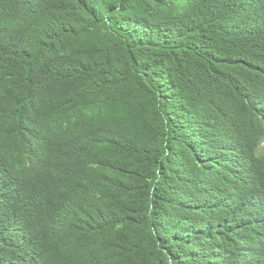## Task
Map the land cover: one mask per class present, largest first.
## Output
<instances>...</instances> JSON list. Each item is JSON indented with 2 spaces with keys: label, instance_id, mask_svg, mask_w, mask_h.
<instances>
[{
  "label": "trees",
  "instance_id": "1",
  "mask_svg": "<svg viewBox=\"0 0 264 264\" xmlns=\"http://www.w3.org/2000/svg\"><path fill=\"white\" fill-rule=\"evenodd\" d=\"M0 264H264V0H0Z\"/></svg>",
  "mask_w": 264,
  "mask_h": 264
}]
</instances>
